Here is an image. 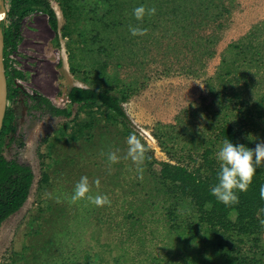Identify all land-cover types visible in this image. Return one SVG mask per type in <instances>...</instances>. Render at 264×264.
<instances>
[{
	"label": "rangeland",
	"instance_id": "374dc122",
	"mask_svg": "<svg viewBox=\"0 0 264 264\" xmlns=\"http://www.w3.org/2000/svg\"><path fill=\"white\" fill-rule=\"evenodd\" d=\"M3 1L6 6L9 0ZM49 1L58 19V34L40 10L20 20L21 37L9 55L10 69L24 75L16 83L74 114L76 106L67 99L68 91L73 86L97 85L101 69L97 58L103 59L98 51L110 45L100 83L106 87L114 80L113 86L136 87L122 104L131 133L126 135L100 110H93L97 121L91 128L75 138L71 135L78 122L93 116H33L20 123L24 146L18 148L16 141L7 140L4 153L17 154L28 163L34 179L25 203L0 226V264H192L190 255L197 252L188 244L185 225L196 221L194 210L188 200L176 205L159 188L153 172L159 170L158 162L172 158L153 133H158L160 125H175L177 142L167 140L166 148L185 164L197 165L207 145L205 138L211 134V117L226 95L217 80L210 88L208 79L217 75L226 47L249 32L255 33L253 43L264 55V0H212L209 10L207 0H154L149 7L158 6L155 15L131 22V27L145 30L137 36L125 25L114 29L92 22L89 16L95 0L87 7L73 6L70 22L58 0ZM221 3L227 8L222 14ZM104 10L100 7L96 17ZM66 24L73 29L68 37L63 36ZM95 34L101 39L94 41ZM210 36L215 42L208 57L205 39ZM72 63L75 72L70 69ZM247 79L244 95L264 97V66L249 68ZM21 113L20 106L17 114ZM63 128L66 135L61 133ZM254 132L251 135L264 141L263 123ZM132 135L146 148L139 166L127 157ZM220 147L216 145V153ZM110 153L118 156L116 163L108 159ZM150 157L156 161L148 165ZM44 174L47 182L42 181ZM81 176L88 177L89 195L107 196L110 203L97 206L87 198L73 202ZM194 261L223 264L207 253Z\"/></svg>",
	"mask_w": 264,
	"mask_h": 264
},
{
	"label": "trees",
	"instance_id": "16d2710c",
	"mask_svg": "<svg viewBox=\"0 0 264 264\" xmlns=\"http://www.w3.org/2000/svg\"><path fill=\"white\" fill-rule=\"evenodd\" d=\"M89 1L58 0L68 22L71 21L73 6L75 8L81 5L87 7ZM152 2L154 0H95L93 8L90 9L89 19L95 24L104 23L114 29L125 25L129 30L132 20H137L133 10L140 6H144L146 9L158 7L156 5L149 7ZM169 2L167 1V3ZM211 2L212 0L206 1V10H209ZM174 6L176 5L173 4L172 10L176 12ZM100 7H104L106 10L97 18L96 15ZM219 7L221 14L227 11L223 3ZM5 8L6 19L1 26L6 78L10 74L14 80L16 78L23 79L22 72L10 69L9 64V55L16 50L21 37L20 20L28 12L40 10L46 14L48 23L57 36L58 19L49 0H9ZM92 14H95V17ZM147 18L148 15H145L142 21H146ZM71 31L73 29L66 24L63 36L68 37ZM253 34L255 33L249 32L241 41L230 43L221 56L217 75L208 79L210 88L213 87L212 81L217 80L226 95L223 96L225 99L221 100L220 110L211 117L210 123L213 126L210 128L211 134L208 138L204 137L207 145L204 144L197 165L185 164L179 156L177 157L174 152H169L166 148L167 140L177 142L178 129L175 125H160L158 133H153L158 145L172 158L171 161L158 162L160 168L157 172H153L159 188L166 195L171 196L176 205L181 201L188 200L194 210L196 221H190L185 225L188 244L197 252L190 255L192 264H195L194 260L197 255L203 258L204 253L220 259L223 264H264V166L257 169L248 189L237 193V204L226 207L210 193V188L217 182L216 173L219 168L215 158L217 144L222 146L223 141L229 139L234 144L240 143L254 148L257 143L264 142L261 137L251 135L252 132L255 134L254 131H257L260 123L264 124V97L254 99L244 95L248 83L249 68L264 66L263 51L260 46L253 43ZM92 39L96 41L101 38L99 34H95ZM205 42L206 55L212 56L213 52L210 46L214 44L215 40L210 36L205 39ZM109 47L102 45L98 51L102 54L103 59L97 58L101 65L100 71H97V85L92 87L73 86L68 91L67 99L71 106H76L75 114L72 109L57 108L52 106L48 100L46 102L51 115L62 116L66 119L72 116V119H78V116L83 114L90 118L93 116V110H100L101 113H106L112 122L121 126L126 135H130L131 130L127 126V115L122 104L127 102L137 89L126 84L123 87L113 86L114 80L106 87L101 85L100 82L103 80L100 72L104 74V67L107 66L105 58L112 48L110 45ZM70 69L72 72L76 71L73 63L70 65ZM241 79L243 80L241 81ZM15 81L12 83L17 84ZM239 82L242 83L239 84ZM216 94H218V90L214 92V95ZM7 99H9V94ZM12 118V112L7 105L0 132V226L5 219L18 211L25 203L34 179L33 170L28 163L19 160L17 154L10 157L4 153L7 145L4 141L5 135L13 131ZM96 121L97 118L78 122V127L71 138H75L77 133L83 134ZM61 133L66 135L64 128ZM12 140L16 141L14 138ZM17 144L18 147L24 146L20 138L17 139ZM189 157L193 159V156L189 155ZM150 160L151 162H147L148 165L156 161L151 157ZM42 181H48L46 174L43 175ZM169 214L171 215V212ZM203 250L205 251L202 252Z\"/></svg>",
	"mask_w": 264,
	"mask_h": 264
},
{
	"label": "clouds",
	"instance_id": "9594fccd",
	"mask_svg": "<svg viewBox=\"0 0 264 264\" xmlns=\"http://www.w3.org/2000/svg\"><path fill=\"white\" fill-rule=\"evenodd\" d=\"M155 12V8L146 9L144 6L133 10V14L138 21L142 20L145 15H154ZM129 30L133 36L145 34L144 29L137 27H130ZM127 143L129 145L127 157L136 165H142L145 160V146L134 135L128 138ZM215 158L218 161L219 168L216 173L217 182L210 188V193L226 207L232 206L238 203L237 193L246 191L257 169L264 166V142L257 143L254 148H250L245 144H234L229 139H225ZM108 159L112 163H116L118 156L115 153H110ZM89 193L88 177L81 176L75 185L71 199L75 202L87 198L97 206L110 203L107 196L97 195L93 197Z\"/></svg>",
	"mask_w": 264,
	"mask_h": 264
},
{
	"label": "flooded vegetation",
	"instance_id": "af4514ba",
	"mask_svg": "<svg viewBox=\"0 0 264 264\" xmlns=\"http://www.w3.org/2000/svg\"><path fill=\"white\" fill-rule=\"evenodd\" d=\"M12 81H15V80L12 79L11 75L9 74L7 77V82H8L7 92L9 94L7 105L10 107V111L12 112V115H13V118L11 120V126L13 128V131H10L9 133L5 135V140H4L5 144H8L7 140H9V142L10 141L14 142L15 140H12L13 138L16 139V142H17V139L20 137V135L24 133L23 129L20 128V126L18 128V125L20 123H23L24 120L28 122L30 121V118H32L33 116L34 117L48 116V115L53 116L49 112V108L46 102L47 100L50 102L52 106H55L48 98L42 95H39L37 93H29L21 85L14 84L12 83ZM8 86H9V91H8ZM8 94H7V97H8ZM20 106L22 108V113L19 116L17 114V108ZM57 108H61V107H57ZM21 116L23 120L19 121ZM53 117H62V116H53Z\"/></svg>",
	"mask_w": 264,
	"mask_h": 264
},
{
	"label": "water",
	"instance_id": "95a60500",
	"mask_svg": "<svg viewBox=\"0 0 264 264\" xmlns=\"http://www.w3.org/2000/svg\"><path fill=\"white\" fill-rule=\"evenodd\" d=\"M0 11L2 12V17L0 19V132L3 125V120L8 104L7 99V78L5 74V67H4V41H3V32H2V23L6 19V8L4 6V1L0 0Z\"/></svg>",
	"mask_w": 264,
	"mask_h": 264
},
{
	"label": "bare ground",
	"instance_id": "6f19581e",
	"mask_svg": "<svg viewBox=\"0 0 264 264\" xmlns=\"http://www.w3.org/2000/svg\"><path fill=\"white\" fill-rule=\"evenodd\" d=\"M1 17H2V12L0 11V19H1Z\"/></svg>",
	"mask_w": 264,
	"mask_h": 264
}]
</instances>
